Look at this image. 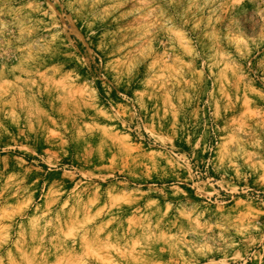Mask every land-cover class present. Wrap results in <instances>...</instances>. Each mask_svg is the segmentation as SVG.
I'll list each match as a JSON object with an SVG mask.
<instances>
[{
  "label": "rangeland",
  "instance_id": "374dc122",
  "mask_svg": "<svg viewBox=\"0 0 264 264\" xmlns=\"http://www.w3.org/2000/svg\"><path fill=\"white\" fill-rule=\"evenodd\" d=\"M0 264H264V0H0Z\"/></svg>",
  "mask_w": 264,
  "mask_h": 264
}]
</instances>
